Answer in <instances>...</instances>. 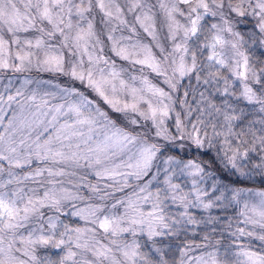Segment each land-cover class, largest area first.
Listing matches in <instances>:
<instances>
[{"label": "rangeland", "instance_id": "obj_1", "mask_svg": "<svg viewBox=\"0 0 264 264\" xmlns=\"http://www.w3.org/2000/svg\"><path fill=\"white\" fill-rule=\"evenodd\" d=\"M243 16L264 48V0H0V264L40 263L48 247L55 264H146L139 236L195 232L196 211L208 221L199 166L152 164L202 21L207 80L252 98L232 26ZM235 195L264 247V190ZM232 259L264 264L242 245ZM176 264L225 263L190 244Z\"/></svg>", "mask_w": 264, "mask_h": 264}, {"label": "trees", "instance_id": "obj_2", "mask_svg": "<svg viewBox=\"0 0 264 264\" xmlns=\"http://www.w3.org/2000/svg\"><path fill=\"white\" fill-rule=\"evenodd\" d=\"M207 23L202 21L188 39L187 50L194 65L177 81L172 96L174 113L166 124L167 138L157 145L152 165L169 157L194 162L200 176L214 188V205L208 206V221L198 223L195 212V232L168 230L151 241L139 236L137 242L146 264H176L190 244L211 249L225 264H232L233 253L241 245L264 255V247L253 239L255 236L245 232L247 227L235 195V190L242 188L264 190V48L254 18L234 20L232 26L241 38V50L257 77L247 80L252 98L241 95L235 84L222 90V82L215 85L207 80L211 73L206 64ZM194 132L201 138L196 140ZM50 250L44 249L42 261L37 264L45 260L47 264L56 263L59 254Z\"/></svg>", "mask_w": 264, "mask_h": 264}]
</instances>
